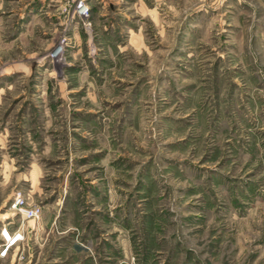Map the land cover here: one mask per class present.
I'll use <instances>...</instances> for the list:
<instances>
[{"label":"rangeland","instance_id":"374dc122","mask_svg":"<svg viewBox=\"0 0 264 264\" xmlns=\"http://www.w3.org/2000/svg\"><path fill=\"white\" fill-rule=\"evenodd\" d=\"M115 2L0 0V264H264V0Z\"/></svg>","mask_w":264,"mask_h":264},{"label":"built area","instance_id":"2783aa9c","mask_svg":"<svg viewBox=\"0 0 264 264\" xmlns=\"http://www.w3.org/2000/svg\"><path fill=\"white\" fill-rule=\"evenodd\" d=\"M66 4L68 7L72 8V13H74L77 17H85L87 15V6L85 3V0H66ZM13 209L17 211V213L20 215V217L26 221L36 222L39 219L40 216V208L38 206H32V207H23L21 205V201L16 198L14 199V202L11 206ZM5 231L1 230L0 236L3 239V249L0 251V254L4 255L8 248L13 246L16 242L20 240V235L18 233L9 234L11 236V239L8 241L7 238H5Z\"/></svg>","mask_w":264,"mask_h":264},{"label":"crops","instance_id":"0c3cea01","mask_svg":"<svg viewBox=\"0 0 264 264\" xmlns=\"http://www.w3.org/2000/svg\"><path fill=\"white\" fill-rule=\"evenodd\" d=\"M104 1V0H102ZM107 1V8H105V10L110 14H115V13H118L120 12L118 9V7H113L112 4H115L116 0H106ZM138 2H141V0H137ZM110 5V6H109ZM107 14V13H106ZM104 15V14H103ZM55 205L52 204L50 206V209L49 207H42L41 209V216H40V219L38 222H36L35 225H33V227L31 229L28 230L29 234L36 237V235H40V233L42 231L44 232H49L51 229H52V225L53 223H55V220H56V216L55 214H53V206ZM47 231H46V230ZM50 229V230H49ZM63 229L66 230L67 228L63 227L61 228L60 230L59 229H56V233L60 234V233H63Z\"/></svg>","mask_w":264,"mask_h":264},{"label":"bare ground","instance_id":"6f19581e","mask_svg":"<svg viewBox=\"0 0 264 264\" xmlns=\"http://www.w3.org/2000/svg\"><path fill=\"white\" fill-rule=\"evenodd\" d=\"M5 238H6V231H5ZM8 239V238H7ZM8 241H9V239H8Z\"/></svg>","mask_w":264,"mask_h":264}]
</instances>
